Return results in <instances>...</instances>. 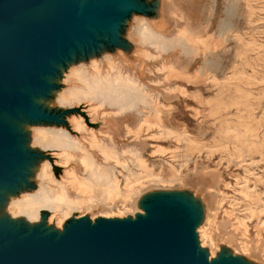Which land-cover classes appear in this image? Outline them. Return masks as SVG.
I'll return each mask as SVG.
<instances>
[{"label":"rangeland","instance_id":"374dc122","mask_svg":"<svg viewBox=\"0 0 264 264\" xmlns=\"http://www.w3.org/2000/svg\"><path fill=\"white\" fill-rule=\"evenodd\" d=\"M172 1L177 2L189 18L187 30L191 40L211 37L215 47L201 53L193 49L191 42L178 43L172 47L169 57L176 74L168 70L155 71L152 66L148 67L150 73L143 70L141 82L145 90L155 102L165 106L153 122L162 123L173 133L158 139L156 129L145 131L142 127L139 134L121 131L120 136H116L120 150L138 148L154 173L135 184L130 183L124 194L118 195L117 201L109 203L103 211L115 213L111 216L131 212L134 197L146 188L148 192L137 203L138 210L143 211L148 196L153 194L182 195L192 199L197 210L201 209L202 201H208L213 213L209 233L220 248L217 257L233 256L231 251H237L239 244L245 252L249 251L245 255L247 264H264V0ZM162 2L160 11L166 16L167 2ZM168 26L169 36L179 28L171 21ZM108 48L113 58L119 57L117 48ZM128 57L131 65L138 64L133 62L132 54ZM59 78L55 88L61 87ZM178 86L186 88L188 94L182 96L172 91ZM85 106L86 103H82L53 109L51 113L56 121L51 123L63 124L69 129L67 120L72 115H81L89 121ZM144 114L139 105L126 113L132 116V130H136L137 121ZM108 121L99 119L87 126L96 132L109 130ZM177 134L193 140L197 148L190 150L187 144L178 145ZM77 136L80 138L81 134ZM158 145L168 152L153 156L151 153ZM39 157L46 158L42 154ZM123 157L127 159L128 155ZM179 166L182 167L178 169ZM204 176L209 184L204 182ZM119 179L123 189L124 180ZM151 179L160 181H147ZM132 185L136 186L134 195L128 191ZM99 210L101 208L93 209L81 218L91 222L93 215L92 223L131 218L129 214L121 218L96 217ZM73 215L71 219H78L77 214ZM81 225L84 226L85 221H81Z\"/></svg>","mask_w":264,"mask_h":264},{"label":"water","instance_id":"95a60500","mask_svg":"<svg viewBox=\"0 0 264 264\" xmlns=\"http://www.w3.org/2000/svg\"><path fill=\"white\" fill-rule=\"evenodd\" d=\"M139 0H0V204L28 186L37 151L22 124L56 121L38 103L56 89L60 69L74 59L120 44L119 31ZM109 45V46H108ZM134 219H71L62 231L0 217V264H247L209 261L195 229L202 210L172 193L149 195ZM85 221V225H81Z\"/></svg>","mask_w":264,"mask_h":264},{"label":"bare ground","instance_id":"6f19581e","mask_svg":"<svg viewBox=\"0 0 264 264\" xmlns=\"http://www.w3.org/2000/svg\"><path fill=\"white\" fill-rule=\"evenodd\" d=\"M139 1L145 10L142 13H132L123 22L119 31L122 47L114 46V49H118V58H113L109 48L104 46L86 58L74 59L64 69H60L58 83L61 87L52 90L47 98L38 101L48 111L86 103L89 121H85L81 115H72L67 120L69 129L56 123L21 125L26 135L27 147L45 155L46 158H36L29 168L28 186L23 185L15 193L4 196L0 204V217L34 226L40 224L43 216H46L44 223L47 227L61 230L73 214H77L76 218H81L93 209L101 208L96 215L100 218H121L126 214L133 218L137 212L144 214L142 210L137 209V203L148 192V188L134 197L131 212H119L118 216H111L115 213L108 214L103 211L109 203L117 201L116 197L126 191L130 183L135 184L146 175L154 173L138 148H118L117 137L121 131L124 134H139L142 127H145V131L156 129L158 139H165L167 134L173 133L162 123L153 122L158 112L163 113L165 106L155 102L154 97L145 90L141 74L143 70L150 73V66L155 67V71L168 70L174 73L175 68L170 64L169 57L173 51L172 47L178 43L191 42L193 49L201 53L213 50L215 44L211 37L191 40L187 30L190 27L189 18L177 2L166 0L165 16L160 11L163 7L162 0ZM170 21L174 27H179L172 36H169L168 31ZM129 54H132L133 62L138 64L131 65L128 62ZM172 91L182 96L188 94L186 88L180 86ZM137 105L141 106L145 114L137 121L136 130H132V116H126V113ZM99 119L109 120L110 129L96 132L93 127L87 126V123L94 125ZM79 134L80 138L77 136ZM176 139L178 145L187 144L190 150L197 148L193 140L183 134H177ZM164 152L165 149L158 145L151 154L163 155ZM125 154L128 155L127 159L123 157ZM180 167L182 166L177 168ZM173 171L178 174L177 170ZM119 177L124 180L123 189L120 188ZM203 179L209 184L205 176ZM136 186H129V193H133ZM206 189L208 190V186ZM192 197L195 198L194 195ZM208 203L202 201V204H199L203 209V217L195 229V234L199 248L205 251L211 261L217 257L220 248L215 245L209 233L212 223L210 215L213 213ZM94 219L95 216H90L91 222ZM231 252L234 257L248 261L245 255H248L249 251L245 252L239 244L238 250ZM262 258L264 259L263 253Z\"/></svg>","mask_w":264,"mask_h":264}]
</instances>
